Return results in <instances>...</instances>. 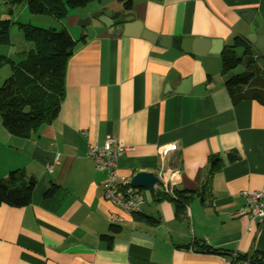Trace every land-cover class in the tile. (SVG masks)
Returning a JSON list of instances; mask_svg holds the SVG:
<instances>
[{"label":"crops","instance_id":"0c3cea01","mask_svg":"<svg viewBox=\"0 0 264 264\" xmlns=\"http://www.w3.org/2000/svg\"><path fill=\"white\" fill-rule=\"evenodd\" d=\"M131 1L125 14L162 37V46L141 34L110 36L97 19L91 35L79 26L101 9L124 10L120 0L71 11L77 43L57 119L21 138L0 118V180L18 170L34 188L27 206L0 204V264H230L234 256L264 257V221L240 214L242 192L264 190V105L233 102L221 56L235 47L243 57L251 47L253 21L264 26V0ZM252 9L249 22L237 13ZM188 40H202L203 53L194 54ZM107 135L127 147L120 175L147 171L173 190L135 188L145 199L139 218L104 198L106 176L87 148L102 146ZM173 144L179 149L161 157L159 149ZM177 190L193 194L183 216L171 200Z\"/></svg>","mask_w":264,"mask_h":264},{"label":"trees","instance_id":"16d2710c","mask_svg":"<svg viewBox=\"0 0 264 264\" xmlns=\"http://www.w3.org/2000/svg\"><path fill=\"white\" fill-rule=\"evenodd\" d=\"M10 4H25L34 15H45L64 20L70 11L84 9L97 0H0ZM124 9L132 6L131 0H120ZM10 21H0V44L8 43ZM24 31L25 40L32 44L29 52L23 54L19 63L0 56V67L12 63L13 73L0 86V118L4 128L13 136L28 138L44 124L57 119L65 96V75L69 59L72 57L77 40L62 28L57 30L19 26ZM84 40V39H82ZM235 47L226 49L222 56L223 74L235 70L242 60ZM247 48L244 54H250ZM243 54V55H244ZM233 102L255 100L264 105V70L251 67L226 84ZM34 188L28 184L25 175L12 171L7 179L0 180V204L24 207L31 202ZM171 200L175 203L177 215L186 214L192 192L177 190ZM173 196V195H172ZM141 213L136 215L139 218ZM211 251L224 255V251ZM247 257H238L245 260ZM264 257L250 256L254 264H263ZM234 262V259L231 261Z\"/></svg>","mask_w":264,"mask_h":264},{"label":"built area","instance_id":"2783aa9c","mask_svg":"<svg viewBox=\"0 0 264 264\" xmlns=\"http://www.w3.org/2000/svg\"><path fill=\"white\" fill-rule=\"evenodd\" d=\"M88 155L94 160L96 169L104 173L106 181L104 183V198L114 207L129 215H137L142 212L145 205L143 196L130 185V179L118 173V161L126 153L127 147L123 146L117 138L108 136L102 146L89 145ZM179 144H173L167 148L159 149L161 157L168 156L173 150H178ZM58 156L54 160L58 164ZM47 169L51 172L52 165H47ZM162 187L161 190L167 194H173V190L169 186L164 177H160ZM159 187V186H157ZM156 188V186H155ZM242 195L246 198L245 207L240 211L241 215H246L252 221L262 223L264 221V190L263 191H244ZM110 220L114 222H123L122 219L114 215L110 216ZM230 264H254L250 261V256L245 260H238L234 256V262Z\"/></svg>","mask_w":264,"mask_h":264},{"label":"water","instance_id":"95a60500","mask_svg":"<svg viewBox=\"0 0 264 264\" xmlns=\"http://www.w3.org/2000/svg\"><path fill=\"white\" fill-rule=\"evenodd\" d=\"M126 10L122 11H114L109 8L101 9L97 14L95 13L90 14L88 17L82 19L79 23V26L83 29L87 30L88 34H93L94 31L92 29V20L97 19L100 24H102L104 27L108 29V34L110 36H122V35H130V36H141L143 39L151 42V43H157L159 45H163L162 43V37L157 36V34H152L151 32H148L146 30L141 29V24H139L134 17L127 16L125 14ZM255 12L254 9L252 10H240L237 13L242 18L246 19L247 22L250 19V15ZM249 14V15H248ZM260 19H256V21H253L252 28H251V34L252 36H248V41L252 44L251 49L253 52H257L254 54H244L242 57L241 63L238 67H236L235 70L229 71L223 81L225 83H228L231 81V79L235 78L237 75L243 73L252 63H257L260 66L264 67V26L260 25ZM202 40H188V46H193V52L194 54L200 55L201 52L199 49V46L201 44ZM186 51H190L189 48H186ZM259 53V54H258ZM230 157V156H228ZM47 181V180H46ZM28 182L30 184L33 183V179L29 178ZM161 180L158 176H156L154 173L150 172H138L134 174L130 179V185L136 189H148L150 191H154L155 186H159L161 183Z\"/></svg>","mask_w":264,"mask_h":264},{"label":"rangeland","instance_id":"374dc122","mask_svg":"<svg viewBox=\"0 0 264 264\" xmlns=\"http://www.w3.org/2000/svg\"><path fill=\"white\" fill-rule=\"evenodd\" d=\"M74 12V11H72ZM71 11L68 17L64 20H57L52 16L34 15L30 14L27 6L13 5L8 1H0V21H10V35L8 43L0 44V56H4L10 59L11 62L19 63L25 53L29 52L32 48V44L25 40L24 31L19 26L26 25L28 27H36L41 29H51L52 27L60 30L65 26L70 29L69 32L74 38L76 21ZM78 24V23H77ZM25 52V53H23ZM23 53V54H22ZM13 73V64L7 63L0 67V86L8 79Z\"/></svg>","mask_w":264,"mask_h":264},{"label":"flooded vegetation","instance_id":"af4514ba","mask_svg":"<svg viewBox=\"0 0 264 264\" xmlns=\"http://www.w3.org/2000/svg\"><path fill=\"white\" fill-rule=\"evenodd\" d=\"M250 53L254 54V53H257V52H255V51L253 52V50L251 49V52H250ZM258 54H259V53H258Z\"/></svg>","mask_w":264,"mask_h":264},{"label":"bare ground","instance_id":"6f19581e","mask_svg":"<svg viewBox=\"0 0 264 264\" xmlns=\"http://www.w3.org/2000/svg\"><path fill=\"white\" fill-rule=\"evenodd\" d=\"M96 167V166H95ZM98 171V170H97ZM99 172V171H98Z\"/></svg>","mask_w":264,"mask_h":264}]
</instances>
